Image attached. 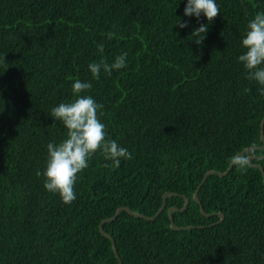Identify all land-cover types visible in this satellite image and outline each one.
<instances>
[{
  "label": "trees",
  "instance_id": "trees-1",
  "mask_svg": "<svg viewBox=\"0 0 264 264\" xmlns=\"http://www.w3.org/2000/svg\"><path fill=\"white\" fill-rule=\"evenodd\" d=\"M186 0H0V264H264L262 170L232 166L264 145V95L237 57L247 21L264 0H216L220 14L202 45ZM187 21L188 27L175 23ZM113 33L111 39L108 33ZM104 45L103 53L97 49ZM127 53V65L94 79L88 64ZM76 79L103 105L107 136L132 159L119 167L98 151L78 174L76 199L44 189L46 145L66 135L50 116L73 99ZM248 88L250 91L245 92ZM262 166L264 148L246 151ZM109 165L106 167L105 165ZM147 220L120 206L153 216ZM176 226L173 229L168 208Z\"/></svg>",
  "mask_w": 264,
  "mask_h": 264
},
{
  "label": "clouds",
  "instance_id": "clouds-1",
  "mask_svg": "<svg viewBox=\"0 0 264 264\" xmlns=\"http://www.w3.org/2000/svg\"><path fill=\"white\" fill-rule=\"evenodd\" d=\"M184 16L201 15L208 23L194 28L189 36L197 45H202L208 31V24L220 14L216 0H186ZM179 28L188 27L187 21L175 23ZM111 39L113 33H108ZM243 53L237 57L245 70V78L259 85V93L264 95V12H256L247 21L245 31L240 41ZM97 49L103 53L104 45L98 44ZM127 53L117 55L111 63L106 60L88 64V69L94 79L100 78L103 71L111 75L113 70L126 67ZM74 98L61 102L53 107L50 116L60 121L66 129V135L59 142H49L46 145L47 158L43 172L37 171V176H43L45 190L58 194L63 203L70 204L76 199L75 183L78 174L88 167L89 158L98 151L105 160L112 161V166L119 167L121 159L131 160L132 154L116 140L107 136L106 126L99 119L103 108L87 93L92 88L90 81L76 79L72 84ZM245 92L250 91L246 88ZM231 165L241 169L248 166L246 156L238 154L229 158ZM108 167L109 165H105Z\"/></svg>",
  "mask_w": 264,
  "mask_h": 264
},
{
  "label": "water",
  "instance_id": "water-1",
  "mask_svg": "<svg viewBox=\"0 0 264 264\" xmlns=\"http://www.w3.org/2000/svg\"><path fill=\"white\" fill-rule=\"evenodd\" d=\"M260 128H261V129H260V138H261V141L264 143V117H263L262 120H261ZM259 147L264 148V145H260V146H257V147H245V148L242 149L241 151L237 152L235 155H238V154H241V155H242V154H244V153H245L246 151H248V150H252V149H255V148H259ZM253 157H254V156H252V155H249V156L246 157V158L248 159V161H249L248 164L251 165V166L259 167V168L262 170V175H263L262 182H263V184H264V171H263V168H262V166H260V165H258V164H256V163H252V162L250 161ZM262 157H264V155H263ZM232 166H233V165L229 164L228 167L226 168V170H224V171H219V170H214V169L207 170V171L203 174L200 183L198 184V186L196 187V189H195V191H194V193H193V195H192L193 200L196 201L198 204H200V211H201V213H202L203 215H205V216H211V215H213V214H217V215L220 217L219 220H218V222H220V221L223 220V218H224V214H223L222 212H217V213H205L204 207H203V205L200 203L199 198H198V194H197V193H198V191H199L201 185L204 183V181H205V179H206V177H207L208 175L215 173V174H217V175H219V176H225V175L228 174V172L230 171V169L232 168ZM170 194H172V193H171V192H165V193L163 194L162 204H161L160 208L155 212V214H154L153 216H147V215H144V214L136 213V212L131 211L127 206H120V207H118V208L116 209V211L114 212V214H113L112 216L107 217V218L103 219V220L100 222V224L98 225L99 231H100L104 236L108 237V238L112 241V248H113V250H114V252H115V254H116L117 257H118V254H117V251H116L115 243L113 242V239L111 238V236H110L106 231H104V229H103V227H102L103 223L115 219V218L117 217V215L119 214V212L122 211V210H125L126 212H128V213L131 214V215H134V216H140V217H143V218H145V219H147V220L153 219L155 216H157V215H158V214L164 209L165 204H166V197H167L168 195H170ZM184 198H185V201H184V204H183V206H182L181 208H177V207H175V206H171V207L168 208V216H169V219H170V227L173 228V229H176V230L181 229V228H192V227L200 228V227H201L200 225H198V226H192V225H187V226H176V225L174 224V218H173L172 211H173V210H184V209L187 207V205H188V203H189V198L186 197V196H184ZM119 264H121V261H120V260H119Z\"/></svg>",
  "mask_w": 264,
  "mask_h": 264
}]
</instances>
